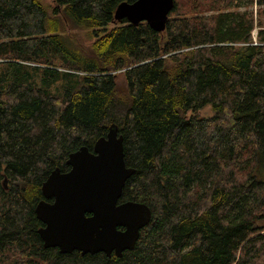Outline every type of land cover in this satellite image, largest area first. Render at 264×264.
<instances>
[{"label":"trees","instance_id":"trees-1","mask_svg":"<svg viewBox=\"0 0 264 264\" xmlns=\"http://www.w3.org/2000/svg\"><path fill=\"white\" fill-rule=\"evenodd\" d=\"M123 1L0 0V264H264V0H174L161 32ZM112 123L149 223L120 257L45 248L42 183Z\"/></svg>","mask_w":264,"mask_h":264},{"label":"water","instance_id":"water-1","mask_svg":"<svg viewBox=\"0 0 264 264\" xmlns=\"http://www.w3.org/2000/svg\"><path fill=\"white\" fill-rule=\"evenodd\" d=\"M173 5L174 0L123 1L116 6L114 18L134 25L145 21L161 32ZM66 162L69 170L56 167L49 173L41 185L43 199L35 206L43 224L38 230L43 246L62 254L103 252L108 257L132 250L151 219V209L143 202L120 200L135 168L125 164L117 125L110 124L91 150L80 146L69 153Z\"/></svg>","mask_w":264,"mask_h":264},{"label":"rangeland","instance_id":"rangeland-1","mask_svg":"<svg viewBox=\"0 0 264 264\" xmlns=\"http://www.w3.org/2000/svg\"><path fill=\"white\" fill-rule=\"evenodd\" d=\"M254 11H255V7L253 8ZM254 19H255V27L253 28L252 32H251V35H252V38L254 39V37L256 38V34H257V25H256V17L254 16ZM73 33L75 35V37L84 45H87V40L85 39L84 37V31L82 29H79V28H74L73 30ZM116 81H117V84L119 86H124L125 82H124V76L122 73H119L117 74L116 76ZM208 108H204L200 111L201 114H207L208 113Z\"/></svg>","mask_w":264,"mask_h":264},{"label":"built area","instance_id":"built-area-1","mask_svg":"<svg viewBox=\"0 0 264 264\" xmlns=\"http://www.w3.org/2000/svg\"><path fill=\"white\" fill-rule=\"evenodd\" d=\"M253 40H254V42H253V43L255 44V43H256V39H255V37H254V39H253Z\"/></svg>","mask_w":264,"mask_h":264}]
</instances>
